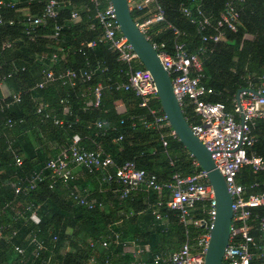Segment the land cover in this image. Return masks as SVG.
Returning a JSON list of instances; mask_svg holds the SVG:
<instances>
[{
  "label": "trees",
  "instance_id": "trees-1",
  "mask_svg": "<svg viewBox=\"0 0 264 264\" xmlns=\"http://www.w3.org/2000/svg\"><path fill=\"white\" fill-rule=\"evenodd\" d=\"M4 1L14 3V6L0 10L3 16L0 24V86L5 85L8 90L4 95L0 89V110L13 94H19L20 101L0 112V208L9 205L0 217V223L11 224L18 230V235L1 242L0 264H89L92 258L95 264L106 259L112 264H135L132 252H125L122 244H117L119 239L115 240L113 231L122 233V242L130 239L139 246L142 250L140 259L145 264H155L156 257L166 258L186 239L204 233L203 226L183 225L178 213L166 207L170 196L166 187L160 193L137 190L120 200V186L114 180L105 181L101 171L88 173L82 170L87 181L94 185L89 196L84 194L85 182L82 185V181L65 183L52 179L47 170L35 190L27 195H15L11 184L43 170L50 159L67 149L75 139L85 150L99 147L117 165L133 162L139 169L155 176L161 185L170 184L174 174L186 176L196 169L192 165L194 159L176 138H169L164 148L160 133L143 124L144 121L152 122L153 118L139 106V98L131 91L117 89V85L127 80L130 67L119 61L117 53L105 43H98L94 48L86 46L101 35L95 21L90 29L92 20L88 17H92V12L86 13L82 9L81 21L70 22L73 9L88 5V0H70L67 8H60L54 21L46 22L29 35L26 34V13L39 16L49 0ZM228 1L233 0H156L164 11L165 21L153 26L149 37L159 51L169 54H173L176 42L184 43L191 54L203 49L205 52L199 55L203 69L201 84L212 92L207 100L221 103L227 111H232L237 91L247 88L249 80L256 89L259 78L264 76V0L234 2L239 16L236 31L222 28L224 38L216 44L208 42L204 45L202 42L203 37L214 33L213 28L198 32L197 25L190 22L198 17L196 7L200 5L215 25ZM183 8L190 11V17L181 13ZM131 14L134 22L147 17L146 11ZM55 25L62 29L53 39ZM173 29L182 37L176 39ZM6 44L9 47H5ZM54 53L65 56L53 67L49 58ZM132 68L144 69L140 63ZM47 69L56 72L70 69L77 73L91 70L93 76L88 82L77 79L74 86L56 81L39 89L36 85L42 80V71ZM2 77H5L3 82ZM98 83L104 88L100 106H88L91 91ZM117 102L124 106L123 114L117 113ZM40 105L43 110L37 113ZM155 107L160 109L159 103ZM182 112L187 123L197 122L189 105ZM9 120L11 128L7 126ZM97 122L107 125L96 129ZM252 134L256 142L249 152L264 159V121L254 123ZM16 157L22 161L20 166L15 164ZM101 179L106 187L104 194L95 187ZM237 179L243 185L258 181L263 186L255 192H264V174L254 175L246 167ZM73 192L93 201V206L79 204L73 198ZM30 204L38 207L35 219L30 218L31 211L26 209ZM207 205V202L196 205L195 220L207 222L204 211ZM16 210L21 215H17ZM155 212L160 215L159 220L155 218ZM254 213L263 217L264 208ZM13 217H16L15 221H12ZM31 231L38 234L45 247L37 257L34 256L35 247L28 246L27 237ZM252 235L257 240L264 239V233L256 230ZM104 241L110 242L108 248L102 247ZM13 245L25 248L23 258L15 256ZM261 262L258 259L254 263Z\"/></svg>",
  "mask_w": 264,
  "mask_h": 264
},
{
  "label": "built area",
  "instance_id": "built-area-1",
  "mask_svg": "<svg viewBox=\"0 0 264 264\" xmlns=\"http://www.w3.org/2000/svg\"><path fill=\"white\" fill-rule=\"evenodd\" d=\"M243 1L233 0L226 2L215 25L211 24L209 17L202 12L201 6L197 5L196 14L198 17L190 19V22L197 25L198 32L203 31L207 27L214 29V33L202 38L204 45L208 42L213 44L221 42L224 38L222 28L233 32L236 31L239 16L234 2ZM65 2L69 3L70 0H49L39 16H31L26 13V34L29 35L31 31H34L39 26H44L50 20L54 21L59 15L61 5ZM127 3L131 13L146 11L147 17L135 23L152 43L149 37L151 28L165 21L162 7L156 3V0H127ZM13 6L14 3H6L4 0H0V10L6 7L12 8ZM83 9L86 13L92 12V17H88L92 20L90 29L94 27L93 21L101 29L100 37L96 41L87 43L86 46L94 48L98 43H105L109 49L117 53L119 61L130 67L127 80L117 85V89L131 91L139 98V106L146 109L153 118L152 122L144 121L143 124L146 127L154 128L160 133V142L162 147L166 148L168 139H175V134L161 109L155 107V104L158 103V93L151 74L145 69L132 70V67L139 63V60L131 45L120 32L111 1L88 0V5H85ZM181 13L186 17L191 15L187 8L181 9ZM80 21L79 12L72 11L70 22L77 24ZM1 23H3V16L0 13ZM61 29L62 27L58 25L53 27V39L59 36ZM173 33L176 39L182 37V34L176 29H173ZM152 45L158 52L162 66L171 79V85L181 110L183 108L186 109L188 105L191 107L197 122L188 123L190 129L194 136L211 153L215 167L224 178L231 198L232 222L222 264H255L254 262L258 259H261V264H264V239L257 240L252 235L254 230L260 234L264 233V216L258 217L254 213L255 210L264 208V192H255L263 184L254 181L249 185H243L237 179L241 171L246 167L250 168L254 175L264 174V159L254 152H249L256 142L252 134V127L256 121H264V76L259 78L260 83L256 89L252 82L248 81L246 89L255 91L257 95L250 92H242L238 97V102L236 98L233 99L232 111H227L223 104L212 103L207 100V97L212 92L201 84L203 69L199 55L205 52L203 49L196 54H191L187 51L184 43L176 42L173 47V54H169L159 51L157 45L153 43ZM5 47H9V44H6ZM64 56V53L60 57L54 53L49 58L50 64L54 67L58 60L63 59ZM92 76L93 71L91 70L77 73L70 69L58 72L47 69L42 71V80L36 87L41 89L47 83L56 81L61 84L74 86L77 79L88 82ZM4 80L5 77H2L1 81L3 82ZM103 89V86L99 83L92 89L88 106H100ZM19 101V94H13L11 100L1 107L0 112ZM42 110L43 106L40 105L37 113H41ZM59 123L61 124V122ZM106 125L105 122H97L95 128L102 129ZM7 126L8 128L12 127L10 120L7 122ZM21 163L22 161L16 157V166H20ZM192 165L196 169L192 174L186 176L174 174L170 184L161 185L157 182L155 176L150 175L143 169H139L133 162L117 165L99 147L96 146L93 150H85L79 146L78 139H75L67 149L60 151L55 158L50 159L43 170L33 173L25 180H17L11 184V188L14 190L15 195H27L44 180V172L46 170L51 173L52 179L54 177V179L57 178L65 183L73 181L75 179L74 168H80L88 173L103 172L105 181L114 180L120 186V200L126 199L132 192L137 190H152L160 193L162 188L166 187L170 193L166 207L178 213L179 221L183 225L203 226L204 233L194 239H186L179 249L166 258L156 257L154 263L204 264L209 232L215 216L214 192L206 178V173L199 168L195 160L192 161ZM52 186L53 183L50 185V189ZM72 196L79 204H85L88 207L93 206V201H89L85 196H81L77 192H73ZM202 202L208 203L207 208L204 210L208 217L207 222L193 218L196 205ZM158 206H160V203ZM7 207L9 205L0 208V217L4 214ZM26 209L31 211L30 218L35 219L38 207L30 204ZM15 213L21 215L17 210ZM154 214L155 218L159 220L160 215L156 212ZM15 220L16 217H13L12 221ZM17 235L18 230L13 228L11 224L0 223V245L1 242L9 241ZM118 238V236H115L116 241ZM27 241L28 246L33 245L35 247V257L45 250L43 241L37 233L31 231ZM109 243L104 241L101 245L103 248H108ZM13 252L15 256L23 258L25 248L13 245ZM141 252L142 250L140 249L132 252L135 264H145L140 259ZM95 263L94 258L89 262V264ZM101 264H112V262L106 259Z\"/></svg>",
  "mask_w": 264,
  "mask_h": 264
},
{
  "label": "water",
  "instance_id": "water-1",
  "mask_svg": "<svg viewBox=\"0 0 264 264\" xmlns=\"http://www.w3.org/2000/svg\"><path fill=\"white\" fill-rule=\"evenodd\" d=\"M110 1L121 34L131 45L140 65L152 76L157 88L159 107L166 116L171 130L174 132L176 139L197 162L199 168L206 173V178L213 189L215 216L209 232L204 264H222L232 222V202L224 178L215 167L211 153L191 131L175 97L171 79L159 59L158 52L134 22L127 0ZM242 92L257 95L253 90L240 89L235 96L237 102Z\"/></svg>",
  "mask_w": 264,
  "mask_h": 264
},
{
  "label": "crops",
  "instance_id": "crops-1",
  "mask_svg": "<svg viewBox=\"0 0 264 264\" xmlns=\"http://www.w3.org/2000/svg\"><path fill=\"white\" fill-rule=\"evenodd\" d=\"M68 5L69 4L67 2H65L63 5H61V9L62 8L63 9L64 8H67ZM85 5L82 4L78 9H73V10L74 11H77L78 10V12L80 14V10H82ZM3 88H6V86L5 85H1L0 86V89H1L2 94H4L3 93ZM7 94H8V91L4 95H7ZM116 111L119 114H123L125 112V108H124V106L120 102H117L116 103ZM73 173L75 175V179H74L75 181L74 182H78L79 183V182L82 181V185L84 184L83 182H85L86 185H85V187L83 189L84 190V194L87 195V196L91 195L90 192H92V190H93V187L92 186H94V185L93 184H90V182L87 181L86 175L84 174V172L82 171V169H80V168H74ZM96 186H97V189H98V191L100 193L104 194L106 192V187L103 185V180L102 179L101 180H98L96 182L95 187ZM92 200H94V199H92ZM113 235L119 237L118 238L119 241L117 242V244H122L125 252H130L131 253V252H133V251H135L137 249H140L139 246H137V244H135L134 242H132L130 239H126V241L122 242L121 241L122 240L121 239V237H122V233L121 232H119V231H113ZM145 249H148L147 246H145Z\"/></svg>",
  "mask_w": 264,
  "mask_h": 264
},
{
  "label": "rangeland",
  "instance_id": "rangeland-1",
  "mask_svg": "<svg viewBox=\"0 0 264 264\" xmlns=\"http://www.w3.org/2000/svg\"><path fill=\"white\" fill-rule=\"evenodd\" d=\"M7 89L6 88H3V93L6 94L7 93Z\"/></svg>",
  "mask_w": 264,
  "mask_h": 264
}]
</instances>
